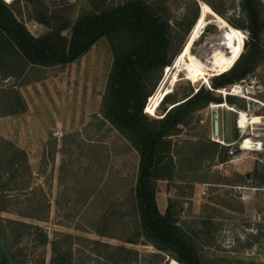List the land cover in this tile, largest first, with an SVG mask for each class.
Listing matches in <instances>:
<instances>
[{
	"label": "rangeland",
	"instance_id": "rangeland-1",
	"mask_svg": "<svg viewBox=\"0 0 264 264\" xmlns=\"http://www.w3.org/2000/svg\"><path fill=\"white\" fill-rule=\"evenodd\" d=\"M2 1L35 37L46 34L48 26L68 22L61 34L69 39L78 15L91 9L88 0ZM93 1L95 10L101 12L129 0ZM139 1L149 4L165 24L168 65L187 39L201 2L214 6L217 14L243 32L246 46L236 65L237 70H248L243 78L214 89L212 82L218 75L210 76L208 83H193L180 74L172 93L156 111L148 114L143 108V112L149 128L157 130L173 103L183 102L200 87L209 91L213 100L183 108L182 122L169 128L157 146L158 165L152 178L157 207L162 214L168 212L178 233L192 245L199 264H264V0ZM249 5L256 12L255 19ZM252 28L258 31L255 38ZM219 34L217 23L208 15L193 51L205 37ZM119 40L126 45L132 42L127 34ZM112 63L106 37L66 64L33 65L16 49L0 53V115H4L0 135L26 152L30 170L29 174L15 173L7 187V193L14 196L7 211H0V262L10 251L2 227L6 218L39 225L49 239L55 231L99 238L90 231L91 225L108 234L131 236V191L140 157L136 137L118 130L102 112ZM166 66L144 73V94L150 95L159 85ZM235 84L240 86V95L233 94ZM220 101L228 106H213ZM240 110L249 116L246 128L238 125ZM246 138L261 142L262 149H243ZM0 144V151H5L4 141ZM11 174L5 173L3 180ZM40 190L46 194L49 210L46 215L44 206L36 210L37 215H45V221L26 217L34 211L21 195L34 192L38 197ZM104 218H108L105 223ZM77 226L88 228L87 232L76 230ZM102 239L122 244L117 239ZM139 240V244L126 245L144 255L142 264H169L171 260L186 264L159 241ZM22 244L48 262L49 244Z\"/></svg>",
	"mask_w": 264,
	"mask_h": 264
},
{
	"label": "trees",
	"instance_id": "trees-1",
	"mask_svg": "<svg viewBox=\"0 0 264 264\" xmlns=\"http://www.w3.org/2000/svg\"><path fill=\"white\" fill-rule=\"evenodd\" d=\"M88 2L91 9L84 10L78 15L71 26L70 38L67 39L61 31L69 26L68 22L58 27L48 26L49 31L46 34L35 37L0 0V53L16 49L33 65L66 64L85 54L99 38H107L113 52V63L107 83L109 95L108 99L104 98L102 101V112L104 118L118 130L136 137L134 145L140 157L135 187L131 191L133 211L130 217H132L133 232L131 236H116L91 225L90 231L99 238L55 231L49 239L47 231L39 225L6 218L2 219L4 222L2 227L4 235L9 240L10 251L8 258L3 257L0 264H142L144 255L126 245L139 244L141 237L159 241L171 248L186 264H199L192 245L178 233L169 219L168 212L162 214L158 210L152 178L158 165L157 146L169 128L182 122L183 108L213 98L209 95V91H204L202 87L198 88L186 100L168 109L162 116L161 126L157 130H151L145 122L146 112H143V108H145L146 96L149 98L154 91L150 95L143 93L142 77L152 67L169 66V60L166 59L169 37L165 24L161 18L152 13L149 4L139 0H129L101 12L95 10L96 5L93 0ZM212 8L218 13L214 6ZM249 12L251 18L255 19L256 12L251 5ZM197 18L198 16L196 20ZM35 19L39 22L43 21L39 18ZM232 25L238 28L237 25ZM251 31L252 37L255 38L257 29L252 28ZM123 34L130 36L132 39L130 44H123L119 40ZM116 36L119 37L117 40ZM241 55L227 72L218 74V78L212 82L214 89L225 88L226 85L243 78L248 73L245 68L236 69ZM177 106L178 110L175 112ZM2 116L4 115H0ZM1 140L4 141L6 148L5 151H0V211H7V205L13 203L10 198L14 196L7 193L10 181L15 178V173L29 174L30 170L26 152L0 135ZM5 158H8L7 162H4ZM5 173L12 174L3 180ZM21 195L27 197L26 200L34 211L26 217L45 221V215L49 210L46 194L40 190L38 197L34 192ZM39 206H44L45 215L42 217L37 215L36 207ZM107 220L108 218H104L103 223ZM75 229L87 232L88 228L77 226ZM103 237L117 239L122 244L105 241ZM24 241L32 243L38 241L40 245L49 244L48 262H45L43 257L37 256L34 249L27 245L23 246ZM151 255L158 257L156 253Z\"/></svg>",
	"mask_w": 264,
	"mask_h": 264
},
{
	"label": "bare ground",
	"instance_id": "bare-ground-1",
	"mask_svg": "<svg viewBox=\"0 0 264 264\" xmlns=\"http://www.w3.org/2000/svg\"><path fill=\"white\" fill-rule=\"evenodd\" d=\"M4 1L10 3L12 0ZM208 15L214 18L221 34L205 37L196 52H194L193 46L200 40L204 33ZM245 46L242 30L226 22L220 15L215 13L206 2H201L197 20L173 63L166 66L161 82L148 98L145 112L153 114L156 111L163 98L172 92L173 85H175L174 83L180 74H183L187 80L193 83L199 80H204L208 83L210 76L227 72L244 51ZM239 87L238 84L232 86L233 94H241ZM213 106L226 107L228 105L226 103H218L213 104ZM248 119V114L240 110V117L238 119L239 127L246 128ZM242 148L248 150H261L262 143L252 141L251 138H246L242 142ZM169 264H176V261L171 260Z\"/></svg>",
	"mask_w": 264,
	"mask_h": 264
},
{
	"label": "water",
	"instance_id": "water-1",
	"mask_svg": "<svg viewBox=\"0 0 264 264\" xmlns=\"http://www.w3.org/2000/svg\"><path fill=\"white\" fill-rule=\"evenodd\" d=\"M175 105H177V104H175V103H173L172 105H171V107L170 108H172L173 106H175ZM167 111V110H166Z\"/></svg>",
	"mask_w": 264,
	"mask_h": 264
},
{
	"label": "crops",
	"instance_id": "crops-1",
	"mask_svg": "<svg viewBox=\"0 0 264 264\" xmlns=\"http://www.w3.org/2000/svg\"><path fill=\"white\" fill-rule=\"evenodd\" d=\"M24 115H26V113H23L22 115H21V117H25ZM1 118V117H0Z\"/></svg>",
	"mask_w": 264,
	"mask_h": 264
}]
</instances>
